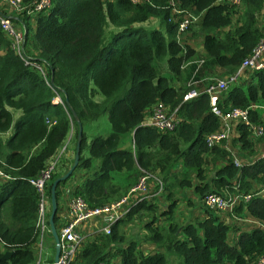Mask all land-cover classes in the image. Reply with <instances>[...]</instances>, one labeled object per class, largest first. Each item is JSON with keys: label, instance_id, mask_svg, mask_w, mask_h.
<instances>
[{"label": "trees", "instance_id": "trees-1", "mask_svg": "<svg viewBox=\"0 0 264 264\" xmlns=\"http://www.w3.org/2000/svg\"><path fill=\"white\" fill-rule=\"evenodd\" d=\"M169 1L51 0L46 10L35 14L32 26L28 16L18 15L25 26L23 51L45 68L44 74L26 64L0 30V171L7 175L0 176V264H36L38 194L29 178L57 153L69 134L74 151L77 123L64 97L82 125L106 113L111 130L106 135L94 134L86 142L82 127L78 162L55 186L56 230L60 226L57 209L62 186L68 184L71 194L96 206L119 198L143 171L163 182L162 190L151 199L143 198L130 205L111 224L109 233L99 231L83 241L69 264H97L113 256L119 264H165L163 253L156 248L143 252L137 239L126 238L120 227L141 209L151 213L158 208L156 195L163 196L166 202L158 215L169 219L179 194L184 197L186 189H190L196 206H201L206 215L182 223L170 220L161 227L155 215L148 216L143 221L147 230L144 239L156 246L163 243L181 257L183 264H255L264 255V155L236 166L223 142L206 145L205 135L218 128L219 119L211 111L207 92L200 90L183 99L191 86L172 83L181 78L183 63L196 56L189 44L183 45V33L176 39L179 17L172 12ZM175 3L201 13L192 31L193 36L201 34L202 46L201 57L197 58L202 61L193 70L195 76L213 67L219 70L216 76L234 72L258 41L264 26V0H240L236 7L216 0ZM232 16V25L227 28ZM152 17L158 20V27L140 24ZM107 25L116 28L108 35ZM163 58L169 75L159 73L154 62ZM192 66L196 63L192 62ZM245 70V79L229 83L218 93L216 104L221 109L247 108L249 121L261 123L264 68ZM97 93L103 96L101 100L94 99ZM56 96L60 100L54 102ZM157 101L174 111L175 123L169 130L158 131L141 124ZM11 109L19 110V114L11 134L3 138L1 134L12 123ZM46 119L53 122L49 124ZM234 131L231 146L254 153L255 140L260 136L252 140L243 122L236 123ZM125 132H132V146L120 145ZM84 147L88 151L85 156ZM208 163L213 166L210 174ZM66 169L63 156L58 157L45 184L47 217L50 182ZM78 169L84 171L70 182ZM151 181L155 183L152 178ZM156 187L153 184V190ZM223 191L250 193L248 199L239 200L226 212L246 211L263 226L250 224L240 229L225 222L222 211L213 209V213L203 204L204 194ZM229 231H238L235 238L229 236ZM45 234L52 240L49 229ZM50 248L48 262L52 261L53 243ZM5 250L11 253L2 258Z\"/></svg>", "mask_w": 264, "mask_h": 264}, {"label": "built area", "instance_id": "built-area-1", "mask_svg": "<svg viewBox=\"0 0 264 264\" xmlns=\"http://www.w3.org/2000/svg\"><path fill=\"white\" fill-rule=\"evenodd\" d=\"M133 3L149 2V0H130ZM223 4H231L237 6L240 0H217ZM51 0H34L31 3H23L22 0H0V30L9 38L10 47L23 59L26 64L34 66L38 71L44 74L45 68L38 62L31 59V57L24 53L22 43L24 38L25 26L21 21L23 28H19L13 21L4 13L1 12V5H7L12 8L19 15L33 16L34 14L44 11L50 5ZM172 12L178 14L176 25V39L178 40L181 34L186 31L201 17V13L194 12L187 8L179 7V3L175 0H170ZM184 45V43H183ZM183 47V46H182ZM184 50V47H183ZM202 59L194 60L196 67L199 66ZM264 68V26L261 35L250 52L240 61L236 70L232 73L226 74L222 77H213L208 80L202 91L209 95V104L211 111L218 116L219 126L217 129L208 132L205 135V143L207 146L219 144L228 139L231 134L233 123L243 122L246 123L252 130L255 136L263 133V126L260 124H252L248 119L247 108L239 106H231L221 109L215 103V98L218 92L226 89L229 83L235 81L237 76L245 69L258 70ZM196 69V68H195ZM194 74V71H193ZM192 74V76H194ZM188 79L187 85L191 86L183 95V99L195 96L200 90L195 88L194 85L197 80L192 77ZM174 111H168L167 107L161 102L157 101L152 105L150 110V119L148 124L156 128L158 131L169 130L174 126L175 118ZM50 124L53 119H46ZM226 147V146H225ZM232 162L235 165H240L241 162L235 154H231ZM56 157H51L46 164L38 171V173L29 178V182L35 187L38 200H37V225L39 235L43 236L45 230L48 229L47 220V196L45 194V184L50 179L51 174L56 164ZM0 176L7 177L0 171ZM154 179L157 187L153 191H147L148 180ZM153 182V181H152ZM163 182L151 172H142L136 181L128 188L126 193L117 199L110 202L89 206L81 196L70 194L67 200V214L64 222L57 229L59 254L56 262L51 261L50 264H69L74 257L77 246L82 239L79 227L92 217H101L104 221L98 231L109 233L111 224L118 218L122 217L129 202H136L143 198H149L162 190ZM215 193L209 192L204 194L202 202L205 206L211 209L231 211L234 204L239 200H246L249 198L250 193H241L238 191ZM41 251V250H40ZM39 251V255H40ZM38 255V260H39ZM37 260V261H38ZM36 261V262H37ZM97 264H119L116 256L109 257L107 261H99ZM255 264H264V255L259 256L255 260Z\"/></svg>", "mask_w": 264, "mask_h": 264}, {"label": "crops", "instance_id": "crops-1", "mask_svg": "<svg viewBox=\"0 0 264 264\" xmlns=\"http://www.w3.org/2000/svg\"><path fill=\"white\" fill-rule=\"evenodd\" d=\"M216 2H218V1L216 0ZM218 3H220V2H218ZM1 12L4 13L5 15H7L13 21V23H15L19 28H23V25L21 23V19L18 16L19 14H17L12 8L8 7L7 5H1ZM34 16H35V14L33 16H29V18L27 19L28 24L31 25V26L33 25V22H34ZM233 19H234V16H232L231 22L227 25V28H229L232 25ZM199 20L200 19H198L193 25H191V27L189 29H187L186 31H184L183 34H182V38L184 37V41H182V43L189 44L193 48V50H194V56H196V57H193V60L192 61H190L191 60L190 59V60H187L185 63H183V67H182V71H181V74H182L181 78L180 79H177V80H174L172 82L175 86H179L181 84L187 83L188 79L191 78V76L193 74V70L196 67V66H194V67L192 66V62L194 60H196L197 58H200L201 57V54H202L201 34H198L196 36H193L192 35L193 34L192 31L197 27ZM216 69H217V67H215V68L213 67V68H211L209 70V72L207 70H202V71L200 70L199 71V74L197 76H195L193 74L194 76H192V77H194V79L197 80V82L194 84V87L197 88V89H199V90H201L202 87L206 85V83L208 82L209 79L215 77V75L217 74V70H218V69L217 70ZM245 72H248V70L242 71L237 76V78L235 79V82H241V81H243L245 79V77L247 76V75H244ZM222 76H224V75H220L218 77H222ZM218 93L215 94L216 95L215 103H216V99H217ZM97 99L98 100H101L102 98L99 96V97H97ZM59 100L60 99H59L58 96H56V97L53 98V101L54 102L59 101ZM259 109H260L261 112H264V111H262V109H264V107L261 106V107H259ZM11 113H12V123H11V126L9 127V129L7 131H5L4 133L1 134V136L3 138H6L7 136H9V134H11V132H12V125H13V122H14L15 118L19 114V110H17V109H11ZM262 117L263 118H262V122L261 123H252V122L251 123L252 124H260V125L263 126L264 125V113H262ZM149 119H150V112L144 115V117H143V119L141 121V124H144V125L148 124ZM235 124L236 123H233L232 129H231V134L228 137L227 141L224 143V145L230 151V153L231 154H235L238 157V159L240 160L241 163H243L244 161H247V160L248 161H252L257 156L264 155V152H261V153L256 154V155L249 154L247 157H244L243 158V155L236 153V151L233 149V147L230 146V144H229V143H231V137L234 134L236 135V132L234 131ZM248 128H249V131H250L249 137L252 140H255L257 137H259V136H261L263 134L262 133V134H260L258 136H255L252 133L251 128L249 126H248ZM69 137H70V134L67 136V138L65 139V141L61 144V147L58 149L57 153L53 155L56 158H58L60 156H63L64 163L65 164L67 163V168L71 164L72 157H73V151L71 149V145L72 144H71V140H69ZM122 139H123V141L121 140V142H120V145L122 147H129V146H132L133 145L132 144V132H127V134H125ZM68 140H69V142H68ZM70 158H71V162L69 163L68 160ZM209 164H210V169L212 170V167L213 166H212L211 163H208L207 165H209ZM236 166H238V165H236ZM59 168L60 169H63V166H59ZM83 171L84 170H82V169L76 170L75 173H74L73 179L70 182H72L73 180H77L78 177L82 174ZM67 185L61 187V189H60V197L58 199L57 214H58V217H59V220H60V225L64 222V220L66 218V214H67V200H68V196L71 194L70 193V188ZM128 188H127V190H128ZM126 191H125V193H126ZM147 191H153V182L150 179L148 180ZM124 194H122V195H124ZM136 202H138V201H136ZM136 202H134V201L133 202H129L127 205L129 207L130 205L135 204ZM191 204H192L191 207H195L196 206V203L195 202H192ZM177 206H178V202H177L176 207ZM176 207L173 209V212H174V215L176 216V219H175L176 222H177V219L179 217V220L180 221L177 222V223H182V222L188 221V220H191L192 221L193 218L194 219L195 218H200V217H204L206 215V212H204V210H202V208H191V207L190 208H176ZM161 209L162 208H156L155 211L157 212V211H159ZM221 213H226V214H223L222 218H223V220L225 222H227V223H229L231 225L235 223V220L240 219L241 216L246 217V221H248L250 224L262 225L257 220H255L251 216H249V214L246 211L241 212V214L240 213L239 214L238 213H234V211L233 212H230V213H228L226 211H222ZM156 215H157V217H156L157 220H159V218L161 216L158 215V212L156 213ZM234 216H236V217H234ZM244 221L245 220H241V222H237L235 225L236 226H239L240 229H246L247 227L250 226V224H247L246 225V224L243 223ZM103 223H104V221L99 216L98 217H92V218L88 219L85 223H83L79 227V230H80V234L82 236V239L80 240V243L77 246V249L79 248V246L81 245V243L83 241L89 240L90 238L93 237V235L96 232H99L98 230L100 229V227L102 226ZM142 230L144 231L145 229H142ZM237 232L232 233V231H229V234H231V236L235 238ZM129 237H131V236H129ZM43 239H44V236H41V237L39 236L38 237V240L36 242V249H37V259H36V261L38 260V255H39V251L41 250V247H42ZM52 243H53V239L51 240V238H49L48 240H46V244L48 245L49 248H50V246H51ZM139 247H140V249L142 248V246H139ZM147 247H149V248H152L153 247V250H154L156 248V244L155 245L154 244L153 245L151 244L150 246H147ZM147 247L144 248L145 250L143 252H147L146 251V249H148ZM49 248H47V250H46L48 254H50V251H49L50 249ZM36 264H39V260L36 262ZM44 264H50V262L46 261V259H45V263Z\"/></svg>", "mask_w": 264, "mask_h": 264}, {"label": "rangeland", "instance_id": "rangeland-1", "mask_svg": "<svg viewBox=\"0 0 264 264\" xmlns=\"http://www.w3.org/2000/svg\"><path fill=\"white\" fill-rule=\"evenodd\" d=\"M140 24L147 27V28H153V27L159 26L158 20L154 17H152L146 21H143ZM115 29L116 28L114 26L107 25L105 34L108 35L109 30H115ZM154 62L157 63L156 65H157L158 70L161 74L169 75V71L165 65L164 58L161 60H155ZM244 75H247V72H245ZM215 77H218V76L215 75ZM99 96L101 98H103V96L100 93H97L94 96V99L98 100L97 97H99ZM262 111H264V109H262ZM262 113H264V112H261V114ZM82 127H83V131L85 133L86 142H88L90 137H92V135H94V134L99 133L102 135H106L111 130L106 113H102L96 119L86 121L85 123H83ZM125 134H127V132L121 134L120 142H121V140L123 141L122 138ZM261 136H260L261 139L259 138L260 140H258V139L255 140L256 149H255L254 153H252V155H256V154H259L261 152H264V132H263V135H261ZM226 141H224L223 143H225ZM229 144L231 146V143H229ZM233 149L236 151L237 154L243 153V154H245L246 157L249 155L247 149L241 150V151L238 150L237 147H233ZM82 154L84 156L88 155V151H87L86 147L83 148ZM207 169H208L207 174H210L211 173L210 164L207 165ZM115 173H116V171L113 174L115 175ZM223 194H227V193H225L223 191ZM179 197H180V200L178 201V206L176 208H190L192 206V204H191L192 202L189 204L187 202V199H185L187 197L190 198L191 200L193 199V202H195V200H196L195 196L193 195V193H191L190 189L185 190L184 197L181 196V194H179ZM149 199H151V198H149ZM154 201L156 202V204H158L157 205L158 208H161L163 206V204L166 203L163 196L161 197L160 195H156V199H154ZM191 208H201V206H195V207H191ZM219 211H224V210H219ZM219 211H215V212L217 214H220ZM157 212H159V211H157ZM157 212L155 210H153L150 213V212H147V210L141 209L137 214H134V216L131 217L130 220L121 224L120 228L123 231V233L125 234V237L127 238V237L131 236L132 238L137 239V241L139 242V246H142V248H141L142 251L145 250L144 249L145 247L150 246L151 244L155 245V243L143 238V235L147 234V230L143 231L142 229H145L143 226V221L145 219H147L148 216L150 217L152 215H156ZM212 212L214 213V210ZM222 214H226V213H222ZM159 216H161V217L159 218V220H157V218H156V224H158L160 227L163 226L167 221H170V220L175 221V219H176L174 212L172 213V215L170 216L169 219H165L163 215H159ZM156 217H157V215H156ZM234 217H236V216H234ZM241 220H245L243 223L246 225L250 224L248 221H246V217H243V216H241L240 219L235 220L234 224H236L237 222H241ZM179 221L180 220L178 217L177 222H179ZM235 232L236 231H232V233H235ZM229 236H231V234H229ZM48 239H49L48 235L45 234L43 242H42L39 264L45 263V259H46V256L48 254L46 250H47V248H49L48 245L46 244V240H48ZM147 248H148V249H146L147 252L153 250V247L152 248L147 247ZM49 249L51 250V248H49ZM156 250L163 253V255L165 257V264H183L181 257L179 255H177L176 253H174L173 251L168 250L163 243H159L156 246ZM113 255H115V254H113Z\"/></svg>", "mask_w": 264, "mask_h": 264}, {"label": "water", "instance_id": "water-1", "mask_svg": "<svg viewBox=\"0 0 264 264\" xmlns=\"http://www.w3.org/2000/svg\"><path fill=\"white\" fill-rule=\"evenodd\" d=\"M49 81L52 82V77H49ZM64 102L66 106L69 108L72 116L76 120L77 123V133H76V139H75V144H74V151H73V157H72V162L67 168L65 172L60 174L59 176L55 177L52 179L50 182V187H49V203H50V210L48 213L47 217V222H48V229L51 233L52 239H53V256H52V261L56 262L58 254H59V243H58V236H57V230L55 228V225L53 223V215L56 210V201H55V186L58 181L65 179L73 170V168L76 166L78 162V156H79V148H80V139H81V132H82V124L80 120L77 118L75 112L73 109L69 106V103L67 101V98L64 97ZM11 253V250H5L2 254V258H7L9 254Z\"/></svg>", "mask_w": 264, "mask_h": 264}]
</instances>
